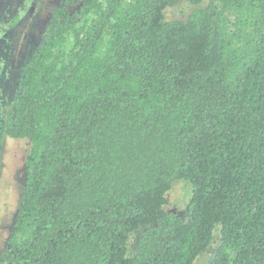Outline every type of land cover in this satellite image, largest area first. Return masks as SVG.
<instances>
[{"label":"trees","instance_id":"16d2710c","mask_svg":"<svg viewBox=\"0 0 264 264\" xmlns=\"http://www.w3.org/2000/svg\"><path fill=\"white\" fill-rule=\"evenodd\" d=\"M177 1L52 10L4 115L30 144L0 264H192L217 225L209 264H264V0Z\"/></svg>","mask_w":264,"mask_h":264},{"label":"rangeland","instance_id":"374dc122","mask_svg":"<svg viewBox=\"0 0 264 264\" xmlns=\"http://www.w3.org/2000/svg\"><path fill=\"white\" fill-rule=\"evenodd\" d=\"M23 1L0 0V251L9 236L23 189L25 159L30 144L28 139H14L4 134V115L16 87L19 63L22 59L23 63L24 58L35 49L39 34L61 0H27L25 5ZM205 3L206 1L203 5ZM193 8L189 1L179 0L165 7L164 18L185 19ZM16 14L19 19L13 23ZM166 195L167 210L186 219L189 216L190 184L185 180L175 179ZM218 230L219 225L214 229L215 237L211 245L192 264H209L220 241ZM135 241L136 235L130 242V252Z\"/></svg>","mask_w":264,"mask_h":264},{"label":"flooded vegetation","instance_id":"af4514ba","mask_svg":"<svg viewBox=\"0 0 264 264\" xmlns=\"http://www.w3.org/2000/svg\"><path fill=\"white\" fill-rule=\"evenodd\" d=\"M26 1H27V0H24V1H23V2H24V5L26 4ZM20 2H22V0H20ZM17 15H18V14H16V16H17Z\"/></svg>","mask_w":264,"mask_h":264}]
</instances>
